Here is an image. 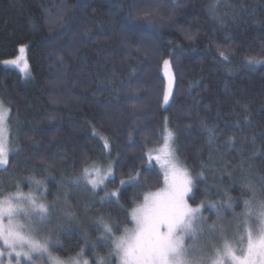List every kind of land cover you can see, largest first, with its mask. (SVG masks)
Masks as SVG:
<instances>
[{
    "label": "trees",
    "instance_id": "trees-1",
    "mask_svg": "<svg viewBox=\"0 0 264 264\" xmlns=\"http://www.w3.org/2000/svg\"><path fill=\"white\" fill-rule=\"evenodd\" d=\"M22 45L26 77L3 63ZM258 54L264 0H0V100L19 148L0 169V191L37 177L49 200L65 199L72 188L60 182L109 159L118 199L88 210L118 234L143 194L161 187L146 154L167 118L196 177L191 205L231 197L239 211L249 184L264 199V63L246 60ZM164 59L175 77L167 106ZM138 172V184L120 185ZM56 236L61 258L84 246L76 235Z\"/></svg>",
    "mask_w": 264,
    "mask_h": 264
},
{
    "label": "snow or ice",
    "instance_id": "snow-or-ice-1",
    "mask_svg": "<svg viewBox=\"0 0 264 264\" xmlns=\"http://www.w3.org/2000/svg\"><path fill=\"white\" fill-rule=\"evenodd\" d=\"M146 16L151 13H145ZM62 19V17H61ZM191 39V37H189ZM220 55L227 60L228 56ZM248 64L264 63V58L246 57ZM6 65H14L21 72H27L29 65L26 59V46L18 49L14 59L3 61ZM163 78L166 83L163 88V104L167 106L173 96L174 74L168 59L163 60ZM9 109L0 102V169L6 170L10 162V153L19 148L9 147L8 117ZM231 140V138H230ZM104 148H109V141L104 139ZM176 133L167 126V118L162 133V143L147 152L148 161L154 160L163 175V184L155 191L144 194L143 201L136 204L129 213L131 226H123L120 235H114V225L97 217V223L103 229V239L111 240L107 257H97L95 264H111L115 256L117 264H264V199H257L251 184L248 190L252 196L243 200L242 213L235 217V227L231 238L225 235L223 223V206L212 203L217 221L209 225L207 217L202 214L204 202L193 207L188 200L193 192L194 181L190 169L178 156ZM138 172L135 177H129L133 184L139 183ZM203 176V172L198 174ZM114 177L111 163L102 169L93 163L85 166L79 176L73 178L72 185H84L85 190L91 186L92 195ZM34 189L25 193L17 184L15 192L0 194V264H4V256H8V264H36L37 260L44 264H90L84 258L85 247L75 255L61 258L54 255L53 249L60 243L54 230L42 234V229L51 218L55 205H50L44 197V181L29 177ZM121 185L126 182L120 181ZM31 187V185H30ZM41 189H43L41 191ZM37 191L40 192L37 195ZM117 197L118 192L106 193L101 198L102 203L110 202L107 197ZM67 199V196H65ZM236 201L228 197L226 206L232 208ZM71 219L74 215L67 211ZM66 225H58L64 228ZM219 231V243L212 239ZM205 237L211 241V251H204L209 245L200 243ZM197 243L200 247L197 248ZM95 244H93V248ZM14 258V260H13Z\"/></svg>",
    "mask_w": 264,
    "mask_h": 264
},
{
    "label": "rangeland",
    "instance_id": "rangeland-1",
    "mask_svg": "<svg viewBox=\"0 0 264 264\" xmlns=\"http://www.w3.org/2000/svg\"><path fill=\"white\" fill-rule=\"evenodd\" d=\"M10 66L16 68L22 74L23 77H26V75L29 72V68H28L27 72H21L20 69L17 68L16 66H14V65H10ZM0 102H2V101L0 100ZM7 124H8V128H9V147L12 149V139H11L12 124L9 121V117H8ZM164 126H165V121L163 123L162 133H163ZM167 126L169 127L168 121H167ZM161 137H162V135H161ZM161 143H162V140H161ZM94 163L97 166H100L102 169H106L107 166L109 165V163L112 164V162L109 159H108V161H106L104 163H102V162L101 163L100 162H97V163L94 162ZM92 164L93 163L89 164L88 166H91ZM151 164H153L154 167L157 168L158 172L162 175V173L160 172L159 166L156 165L155 161H152ZM151 164L149 163V165H151ZM112 166H113V164H112ZM81 172L79 173V175L81 174ZM79 175H77V176H79ZM28 178L29 177H26V178L24 177V179H25L24 184L26 185L25 188L22 189L20 187V189L22 191H24L25 193H27L30 190L35 188V186L32 185L31 180H29ZM73 178H75V177H73ZM73 178H72V180H73ZM35 179L41 180L37 177H35ZM125 182H126L125 184H127L130 181L126 180ZM17 184L20 185V182L16 183V185ZM162 184H163V175H162ZM162 184H161V186H162ZM30 185H31V187H30ZM108 185H109V183H108V181H106L105 185L102 186L100 189H98L97 194L95 196H93L92 192L90 190L91 189L90 185L87 186L89 190L86 191L83 184L80 185L79 187H75L72 185L71 180L70 181L65 180L64 183L60 182L61 188L62 187L66 188V186H69V187L71 186V188H72V191L66 193V195H65V196H67V199H68V202H67L66 199H64V198L55 199L53 196H52V199L49 200L48 199V193H49L48 192V183L44 182V188H46V191L44 192L43 198H45L46 202L49 203L50 205L54 204L55 207L51 211L50 220L47 222L46 226L41 230L42 234L46 235L48 233V230L52 229V230H54L55 234H57V235L62 234V233H68L70 235H76L78 238H80L84 242L83 247H85V241L87 240V246H86L84 258H87L90 261V264H95L97 257H107L108 253L110 251L111 240H104L103 239V235H102L103 229L97 223V217H99V214H94V215H93V213L90 214L89 210H88V206H89V203H91V201H95V200H97L99 204H103L101 202V198L105 197L106 193H111L112 191H116L115 188L114 189L111 188L110 185L108 187ZM194 188H195V183H194ZM194 188H193V191H194ZM256 189L259 190V188H256ZM42 190L43 189H41V191ZM15 191H12V192H15ZM153 191H155V190H153ZM69 193H71V194H69ZM100 193H101V195H100ZM0 194H7V192L4 193L3 191H0ZM39 194H40V192L37 191V195H39ZM144 194H143V197H144ZM192 195H193V192L190 193V197H192ZM251 196H252V193H251L250 197ZM143 197H142V201H143ZM115 198L116 197H111V196L107 197L108 200L115 199ZM256 198L257 199H263L262 197L258 196V194L256 195ZM188 202L190 204L189 200H188ZM203 202L205 204V207L202 209V214L205 217H207V223L209 225H211V224H213V222L217 221L216 212L209 205H207V201H203ZM212 203H216L218 205L223 206V211H224L223 223L225 224V228H226L225 235L228 236L229 238H231V236L233 235L232 230L235 227V222H234L235 217L238 216L240 213H242L243 208H244V204H243V208L241 210L235 211L233 209V206H232V208H228L226 206V202H224V201H213V202H211V204ZM199 204H201V203H198L197 205H199ZM197 205H192V206L195 207ZM67 211H71L74 214L71 217V219H69V217L66 215ZM106 217L108 218V216H106ZM104 220H106V218H104ZM61 224H64L66 226L64 228L58 227V225H61ZM129 226H131L130 219H129ZM122 231H123V227L121 228V232ZM121 232L118 234L114 233V235L118 236L121 234ZM212 239H215L217 241V243H219V231H217V233H215L213 235ZM200 243H204V244L209 245L207 248L204 249V251H206V252L211 251V241L207 237H205V239ZM200 243H197V248L200 247ZM93 244H95L94 248H93ZM88 252H90L89 255H88ZM54 255H56V254L54 253ZM3 259H4V264H8L9 258L7 256V254H5ZM13 260H14V258H13ZM36 264H44V262L37 260ZM111 264H117V260H116L115 256H113L111 258Z\"/></svg>",
    "mask_w": 264,
    "mask_h": 264
}]
</instances>
